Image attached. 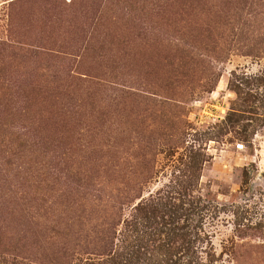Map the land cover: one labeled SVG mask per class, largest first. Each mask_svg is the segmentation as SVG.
Segmentation results:
<instances>
[{
  "label": "rangeland",
  "instance_id": "374dc122",
  "mask_svg": "<svg viewBox=\"0 0 264 264\" xmlns=\"http://www.w3.org/2000/svg\"><path fill=\"white\" fill-rule=\"evenodd\" d=\"M0 264H264V0H0Z\"/></svg>",
  "mask_w": 264,
  "mask_h": 264
}]
</instances>
